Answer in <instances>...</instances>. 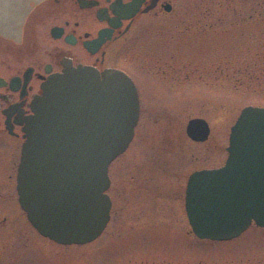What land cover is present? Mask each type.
Wrapping results in <instances>:
<instances>
[{
    "label": "flooded vegetation",
    "instance_id": "af4514ba",
    "mask_svg": "<svg viewBox=\"0 0 264 264\" xmlns=\"http://www.w3.org/2000/svg\"><path fill=\"white\" fill-rule=\"evenodd\" d=\"M191 4L192 0H0V184L15 179L20 211L13 198L6 202V208L13 211L12 218L21 219L15 227H21L27 218L17 191V171L25 140L24 119L32 113L31 102L41 92L42 82L71 62L98 71L111 68L124 72L135 86L139 103L133 137L108 166L107 194L111 207L102 233L112 219L113 207L118 204L121 210L124 202H130L141 218L133 225L139 228L128 229L129 239L142 242L141 234L155 233L159 228L164 235V231L172 230V237L182 234L201 240L187 217V183L195 171L224 164L233 124L225 142L224 138L213 134L203 114L190 117L182 126L178 112L174 120L164 123L170 113L168 107L179 106L185 100L179 94V86L186 88V71L198 69L201 64L219 57L214 54V58L200 62L196 57H188L190 50L180 49L187 47L188 41L191 43L192 39L196 41L204 36L202 32L198 36L182 29L185 10ZM181 38L185 41L181 42ZM206 95L214 97L211 92ZM157 104H162L163 108L155 110ZM146 111H149L147 115L154 114L151 126L159 124V127L149 129L144 125ZM192 119L205 123V127L197 129L200 132L197 138L188 133V123ZM140 135L142 138L154 136L149 143H144L151 155L147 159L149 164L144 160L139 162L140 143L136 146L138 151L131 149ZM155 136L157 142L153 143ZM129 156L134 165L126 176L123 164ZM161 157L165 158L160 161ZM113 163L117 168L112 170ZM12 169H15L14 174ZM112 171L117 179L114 186ZM111 188L119 198L112 195ZM3 195L0 192L2 208L5 207ZM180 199L182 213L186 216V224L182 225L176 221L179 206L171 208L169 205L170 200ZM147 216L149 223L145 219ZM27 224L30 233L27 251L35 247L42 251L40 238L54 242L40 234L29 220ZM3 228L0 227V233Z\"/></svg>",
    "mask_w": 264,
    "mask_h": 264
},
{
    "label": "water",
    "instance_id": "95a60500",
    "mask_svg": "<svg viewBox=\"0 0 264 264\" xmlns=\"http://www.w3.org/2000/svg\"><path fill=\"white\" fill-rule=\"evenodd\" d=\"M131 79L118 69L64 64L41 84L24 119L19 203L42 235L60 244L96 239L109 220L108 166L127 147L138 117ZM200 119L188 123L199 137ZM225 163L190 175L185 207L200 238L228 240L264 227V106L244 107Z\"/></svg>",
    "mask_w": 264,
    "mask_h": 264
},
{
    "label": "rangeland",
    "instance_id": "374dc122",
    "mask_svg": "<svg viewBox=\"0 0 264 264\" xmlns=\"http://www.w3.org/2000/svg\"><path fill=\"white\" fill-rule=\"evenodd\" d=\"M185 14L182 29L198 36L202 32L204 36L196 41L192 39L191 43L188 41L187 47L180 49L190 50L188 57H196L200 62L212 56L214 58V54L219 57L215 61L201 64L198 69L186 71V88L179 86V94L185 100L179 106L168 107L170 113L164 123L174 120L178 112L182 126L190 117L203 114L208 118L213 134L227 142L230 126L244 106H264V0H192ZM183 41L185 39L181 38ZM209 85L212 87L210 90ZM210 92L214 97H205ZM145 95H148L147 88ZM155 106V110L163 108L162 104ZM148 112L144 113V125L149 129L159 127V124L151 126L154 114L147 115ZM138 137L131 149L138 151L136 146L140 143L139 162L144 160L149 164L147 159L151 155L144 143H149L154 136ZM156 142L155 136L153 143ZM185 144H188L187 141ZM169 156L172 158V154ZM115 163L112 170L117 168ZM133 165L134 161L129 156L123 164L126 176ZM12 170L14 174L15 169ZM133 173L138 174V171ZM112 179L114 186L117 179L113 171ZM15 185V179L0 184V192L5 197V207L2 208L3 204L0 206V227H4L0 233V264H264V228L255 224L239 236L226 241L194 240L182 234L172 237V230L164 231V235L158 228L155 233L141 234L144 241L137 243L128 238V229L137 227L133 225L141 217L136 214L137 209L133 208L132 203L124 202V199L123 209H118V204L113 207L108 227L94 241L62 245L38 236L42 251H37L38 247L27 251L30 242L28 220L26 218L24 223L25 229L23 223L21 227H15L21 219H13V211L6 208V202L11 198L18 203ZM111 192L116 199L119 198L113 188ZM181 200L169 201L171 208L179 206L176 221L180 225L186 224ZM145 219L149 223V216Z\"/></svg>",
    "mask_w": 264,
    "mask_h": 264
},
{
    "label": "bare ground",
    "instance_id": "6f19581e",
    "mask_svg": "<svg viewBox=\"0 0 264 264\" xmlns=\"http://www.w3.org/2000/svg\"><path fill=\"white\" fill-rule=\"evenodd\" d=\"M6 30H8V28H5Z\"/></svg>",
    "mask_w": 264,
    "mask_h": 264
}]
</instances>
